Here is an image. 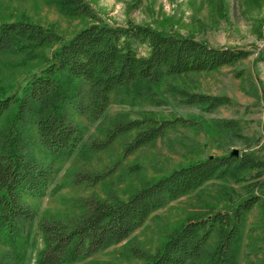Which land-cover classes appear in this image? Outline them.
Masks as SVG:
<instances>
[{
	"label": "trees",
	"instance_id": "obj_1",
	"mask_svg": "<svg viewBox=\"0 0 264 264\" xmlns=\"http://www.w3.org/2000/svg\"><path fill=\"white\" fill-rule=\"evenodd\" d=\"M72 19L90 20L64 40L52 28L26 19L0 23V54L19 55L33 64V72L21 94H0V244L8 249L0 264H88L96 255L128 240L155 212L222 179L237 169L255 166L252 157H209L182 166L144 185L128 200L91 196L78 202L79 212L63 218L44 217L38 223L43 247L36 248L33 225L36 214L25 198L43 199L58 175L57 160L78 152L82 133L75 116L98 122L107 114L113 96L124 90L153 87L164 78L217 72L234 67L252 56L244 49L217 48L191 37L167 34L150 26H111L98 18L86 0H53ZM138 46L148 48L147 56ZM227 99L193 95L191 105L213 109ZM33 119L38 143L47 163L31 146L34 136L26 123ZM180 121H118L101 141L90 143V152L108 150L118 138L135 133L126 146L130 156L163 137ZM89 186L103 180L86 175ZM92 182V184H90ZM260 204L249 197L232 213L218 211L181 224L154 254L132 249L144 264H240L239 249L248 215Z\"/></svg>",
	"mask_w": 264,
	"mask_h": 264
},
{
	"label": "rangeland",
	"instance_id": "obj_2",
	"mask_svg": "<svg viewBox=\"0 0 264 264\" xmlns=\"http://www.w3.org/2000/svg\"><path fill=\"white\" fill-rule=\"evenodd\" d=\"M103 22L111 26H150L167 34L191 37L212 47L244 49L252 56L234 67L217 72L164 78L161 84L124 90L98 122L75 116L82 133L80 150L57 160L58 175L43 199L25 198L36 214L33 240L36 248L38 223L44 217L63 218L79 212L78 202L91 196L126 201L144 185L172 171L209 157L229 156L237 160L252 157L255 166L237 169L229 176L205 184L198 191L155 212L146 224L125 242L96 255L88 264H144L132 249L154 254L166 239L189 219L218 211L229 212L249 197L260 204L248 215L239 249L240 264H264V0H86ZM26 19L54 29L64 40L91 24L90 20L65 16L53 0H0V23ZM140 56L148 55L138 46ZM22 63L19 55L0 54V94H21L33 64ZM193 95L227 99L226 104L208 109L191 105ZM156 119L179 120L163 137L130 156L126 146L135 133L118 138L104 152H90L87 146L105 138L118 121ZM28 131L35 135L33 119L27 117ZM33 154L47 158L34 136ZM47 163V162H46ZM86 175L103 180L89 186ZM92 184V182L90 183ZM213 242L205 249L207 261ZM8 249L0 244V258ZM36 254L29 252L28 264Z\"/></svg>",
	"mask_w": 264,
	"mask_h": 264
},
{
	"label": "water",
	"instance_id": "obj_3",
	"mask_svg": "<svg viewBox=\"0 0 264 264\" xmlns=\"http://www.w3.org/2000/svg\"><path fill=\"white\" fill-rule=\"evenodd\" d=\"M239 153L237 150H234L233 152H231L230 157H238Z\"/></svg>",
	"mask_w": 264,
	"mask_h": 264
}]
</instances>
